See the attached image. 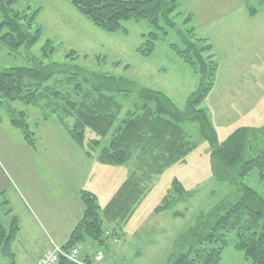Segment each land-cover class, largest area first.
Returning <instances> with one entry per match:
<instances>
[{
    "label": "rangeland",
    "instance_id": "obj_1",
    "mask_svg": "<svg viewBox=\"0 0 264 264\" xmlns=\"http://www.w3.org/2000/svg\"><path fill=\"white\" fill-rule=\"evenodd\" d=\"M181 3L182 15L175 17L173 27L161 22L167 31L165 36L148 21L133 19L124 21L118 32H106L67 0H19L14 5L16 10L29 14L39 10L36 23L42 28V37L33 48L22 45L11 50L0 44V69L34 66L36 59L45 64L65 65L69 73H77L80 67L90 73L134 82L130 92H109L123 106L111 131L104 137L86 131L87 142L100 140L91 157L71 138L58 117L45 118L40 106L13 104L15 117L20 118L21 111L27 115L34 146L12 124L7 104L0 108V223L9 232L13 218L18 219L21 231L13 244L15 264H32L51 240L60 245L68 241L71 229L60 223L82 216L80 190L95 193L103 210L118 187L137 171L138 150L119 166L102 164L97 157L109 146L115 128L128 113L137 112L143 104L141 87L166 93L180 109L186 110L189 98L200 85L201 75L173 45L184 47L183 38L189 35L191 26L196 28V38L207 39L213 45L212 52L219 63L215 86L199 105L208 111L219 143L237 128L249 127L259 130L254 141L256 152L264 148V0H181ZM247 3L257 8L255 16L249 15ZM188 14L193 15L190 23L186 22ZM152 31L160 36L156 49L150 56L141 55L137 48ZM48 40L53 42L55 53L44 57L43 48ZM71 50L76 53L68 56ZM68 122L73 123L72 119ZM182 127L196 149L184 162L166 168L144 184L147 192L120 231V237L105 234L104 242L99 244L88 236L81 243L83 256L102 252L103 260L98 264H167L176 241L188 233L200 215L210 214L218 207L224 213L236 202L239 185L243 183L263 193L264 181L258 168L239 179L238 184L217 180L211 171L212 148L203 138L199 123L186 121ZM255 155L254 152L246 158ZM175 178L195 194L172 210L155 213ZM174 211L184 215L174 216ZM52 222L56 223L54 227ZM109 226L106 224V229H112ZM208 231L202 229L195 237L188 235L184 244L175 248V254L193 250L194 256L215 247L216 244L202 239ZM228 240L220 264H253L244 251L235 248V232L229 233ZM0 264H10V259L0 255Z\"/></svg>",
    "mask_w": 264,
    "mask_h": 264
},
{
    "label": "trees",
    "instance_id": "obj_2",
    "mask_svg": "<svg viewBox=\"0 0 264 264\" xmlns=\"http://www.w3.org/2000/svg\"><path fill=\"white\" fill-rule=\"evenodd\" d=\"M18 1H0V44L11 50L22 45L33 48L42 37V28L36 23L39 10L31 14L18 11L14 8ZM67 1L95 26L110 33L118 32L123 28L124 21L133 19L148 21L155 30H162L165 36L167 31L161 27V22L173 27L175 17L182 15L179 11L181 0ZM246 7L250 16L257 14L254 5L247 3ZM192 20L193 15L188 14L186 22ZM5 29L7 31L3 32ZM188 33L183 38L184 47L173 45L176 52L201 75L200 85L189 98L186 110L180 109L166 93L141 87L139 95L143 104L137 108V112L128 113L115 128L109 146L103 148L97 157L102 164L119 166L127 163L138 150L137 171L118 187L103 210L95 193L86 189L79 192L84 206L82 218L62 247L67 250L80 245L79 256L87 263L98 264L103 259L95 261L96 254L83 256L81 243L88 236L99 244L104 242L105 234L120 237V231H123L147 192L144 184L151 182L154 176L162 174L166 168L184 162L188 154L196 149V144L182 127L186 121L199 123L203 138L212 148L211 171L217 180L238 184L239 179L258 168L264 181V148L256 152L254 145L259 130L237 128L220 144L218 131L208 111L199 108L215 86L219 63L212 52L213 45L207 39L196 38L194 26L189 27ZM159 37L157 31L147 34L137 48L138 52L150 56L156 49ZM53 53L54 44L48 40L43 48L44 57ZM75 53V50H71L67 55ZM35 61L34 66L0 69V108L7 104L12 112V124L20 128L27 143L34 146V133L27 122V115L21 111V117H15L13 104L22 102L40 106L44 117L57 116L71 138L81 146L87 157H91L92 149L100 145V140L87 142L86 131L99 137L111 131L123 106L109 92H130L134 82L108 74L90 73L80 67H77V73H69L65 65L57 62L45 64L42 60ZM70 119L72 124L68 122ZM254 152L255 156L246 158ZM238 188V199L224 213L218 207L210 214L198 217L188 233L176 241L167 264H220L222 253L229 243L230 232H235L234 246L237 250L244 251L253 264H264V191L260 193L243 183ZM194 194L195 191L175 178L168 194L154 212L172 210L178 203L187 202ZM173 215L178 217L184 213L174 211ZM246 217L248 224L244 225ZM106 224L112 229H106ZM202 229H209L202 239L216 244L215 247L194 256H191L193 250L175 254V248L183 245L188 235L198 236ZM19 231L17 218L11 221L9 232L0 223V255L9 258L10 264H15L13 244ZM58 264L76 263L61 257Z\"/></svg>",
    "mask_w": 264,
    "mask_h": 264
},
{
    "label": "built area",
    "instance_id": "obj_3",
    "mask_svg": "<svg viewBox=\"0 0 264 264\" xmlns=\"http://www.w3.org/2000/svg\"><path fill=\"white\" fill-rule=\"evenodd\" d=\"M79 253V247L66 250L54 241H51V245L38 257L36 264H58L61 257H64L76 264H91L81 260ZM102 257V253H98L94 259L95 261H100Z\"/></svg>",
    "mask_w": 264,
    "mask_h": 264
},
{
    "label": "crops",
    "instance_id": "obj_4",
    "mask_svg": "<svg viewBox=\"0 0 264 264\" xmlns=\"http://www.w3.org/2000/svg\"><path fill=\"white\" fill-rule=\"evenodd\" d=\"M82 216H80L79 218H75V217H70L69 221H65L63 223H60V225L64 226V228H69L70 227V231L73 230L74 226L81 220ZM39 223V222H38ZM41 225V223H39ZM51 225L54 227L56 225V223L52 222ZM43 226V225H42ZM62 226V227H63ZM21 231V230H20ZM63 245V244H62ZM36 263V259L34 261H32V264Z\"/></svg>",
    "mask_w": 264,
    "mask_h": 264
},
{
    "label": "water",
    "instance_id": "obj_5",
    "mask_svg": "<svg viewBox=\"0 0 264 264\" xmlns=\"http://www.w3.org/2000/svg\"><path fill=\"white\" fill-rule=\"evenodd\" d=\"M0 1H5V0H0Z\"/></svg>",
    "mask_w": 264,
    "mask_h": 264
}]
</instances>
